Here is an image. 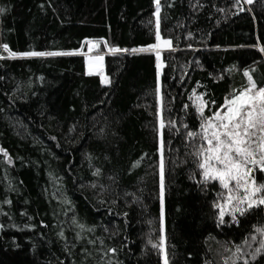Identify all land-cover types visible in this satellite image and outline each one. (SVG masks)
<instances>
[{"label":"trees","instance_id":"16d2710c","mask_svg":"<svg viewBox=\"0 0 264 264\" xmlns=\"http://www.w3.org/2000/svg\"><path fill=\"white\" fill-rule=\"evenodd\" d=\"M155 9L0 0V264H164L165 250L168 264H225L236 245L264 264V252L250 255L264 205L221 222L222 188L204 182L202 141L187 135L202 122L194 94L210 116L247 85L246 71L264 86V0H160V36L172 41L162 67L153 51L107 52L154 45ZM88 40L107 41L109 83L88 75L84 55L2 48L85 52Z\"/></svg>","mask_w":264,"mask_h":264},{"label":"snow or ice","instance_id":"6c2138e0","mask_svg":"<svg viewBox=\"0 0 264 264\" xmlns=\"http://www.w3.org/2000/svg\"><path fill=\"white\" fill-rule=\"evenodd\" d=\"M156 2V40L158 44L150 48L120 49L116 47L108 48L107 52L111 54L129 51L132 54L140 52L153 51L156 54L158 67H162L160 61L161 44L172 46L171 40H161L160 36V0ZM247 3H253V0H247ZM2 11V10H0ZM91 45L87 53L79 52H27L16 53L9 49L7 44L2 45L10 58L31 57V56H58V55H87L88 57V75H103V66L105 55L107 53L99 52L100 44L107 46V41L86 42ZM97 50L96 55H89ZM264 52V47L260 48ZM3 58V57H0ZM93 68L96 69L93 72ZM244 75L248 79L245 87L234 90L232 95L225 99L224 105L213 112L210 116H205V108L208 107L202 95L194 94L197 102L196 107L201 116L199 132H188L187 135L195 140L200 138L202 143L198 146L195 155L198 157L197 166L201 170L204 182L218 181L221 188L225 191L221 193L223 204L216 206L220 209L219 216L221 222L225 216V208L228 214L235 219L236 214H244L252 207L264 205V183H257L255 173L260 171L264 173V86H257L250 72L246 71ZM103 82L109 83V78L103 76ZM162 99V98H161ZM165 127L164 120H160V128ZM3 152V149H0ZM164 141H160V194L163 201L164 195ZM7 156V152H4ZM9 162H11L9 160ZM83 228V225H81ZM256 232L264 237V227L257 228ZM255 240V237H250ZM248 244V241H245ZM154 247H163V242ZM250 246V245H249ZM114 251V250H113ZM264 252V239L260 242V247L256 248L250 255L255 259L256 255ZM164 264H168L166 250L163 253ZM247 255L241 245L235 246V252L225 264H248L244 257Z\"/></svg>","mask_w":264,"mask_h":264},{"label":"rangeland","instance_id":"374dc122","mask_svg":"<svg viewBox=\"0 0 264 264\" xmlns=\"http://www.w3.org/2000/svg\"><path fill=\"white\" fill-rule=\"evenodd\" d=\"M155 1V0H154ZM155 12H156V9H155ZM155 19H156V15H155ZM162 41H163V39H161ZM89 41V40H88ZM92 41H94V40H92ZM158 43H160V41H156V43L155 44H158ZM89 47H91V45H89V44H87L86 45V51H85V53H87V50H88V48ZM166 48H168V46L167 45H163V44H161V50L162 49H166ZM160 50V51H161ZM101 53H104V52H102V51H100ZM97 54V50L96 49H93V52L92 53H90L89 55H96ZM85 57H86V61H87V63H88V57H87V55H84ZM103 76H106L105 74H104V72H103V75H101V80L103 81ZM255 178H256V181H257V183H264V173H262V172H260V171H257L256 173H255ZM225 190L224 189H222V192H224ZM224 203V200H222L221 199V201H220V204H223ZM219 212H220V209H219ZM225 213L226 214H228V209L227 208H225Z\"/></svg>","mask_w":264,"mask_h":264},{"label":"crops","instance_id":"0c3cea01","mask_svg":"<svg viewBox=\"0 0 264 264\" xmlns=\"http://www.w3.org/2000/svg\"><path fill=\"white\" fill-rule=\"evenodd\" d=\"M84 61H85L86 68H87V70L89 71V67H88V63H87V61H86V57H85ZM95 71H96V69L93 68V72H95Z\"/></svg>","mask_w":264,"mask_h":264}]
</instances>
